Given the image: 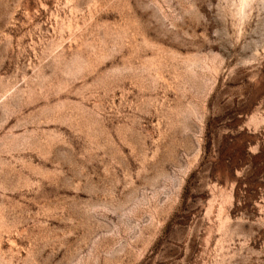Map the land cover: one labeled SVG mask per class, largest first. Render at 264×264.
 <instances>
[{
  "label": "rangeland",
  "instance_id": "rangeland-1",
  "mask_svg": "<svg viewBox=\"0 0 264 264\" xmlns=\"http://www.w3.org/2000/svg\"><path fill=\"white\" fill-rule=\"evenodd\" d=\"M0 264H264V0H0Z\"/></svg>",
  "mask_w": 264,
  "mask_h": 264
}]
</instances>
